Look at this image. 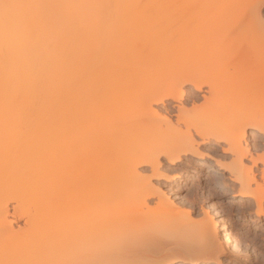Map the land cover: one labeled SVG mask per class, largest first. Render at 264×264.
Listing matches in <instances>:
<instances>
[{"label":"bare ground","instance_id":"bare-ground-1","mask_svg":"<svg viewBox=\"0 0 264 264\" xmlns=\"http://www.w3.org/2000/svg\"><path fill=\"white\" fill-rule=\"evenodd\" d=\"M244 2L248 13L246 8V13L238 10L241 0H0V138L4 144L0 154V264H223L237 258L247 260L242 242L226 232L215 211L203 209V217L194 219L190 210H168L167 196L149 179H169L159 170L161 157L173 165L184 155L198 156L194 135L202 142L223 141L228 144L223 151L231 155L225 166L238 183L229 202L252 198L255 217L264 218V149L256 141L264 138V48L256 33L240 40L245 28L236 26L243 13L245 19L251 14L261 20L264 0ZM232 6L234 11L227 16ZM167 7L175 8L171 22L159 11ZM182 7L207 11L191 27L186 13L179 10ZM98 13L97 22L106 17L112 21V17L127 20L122 21L126 25L145 22L155 13L154 25L163 23L169 28L181 19L176 29L186 24L190 32L187 30L189 37L183 46L176 43L171 54L165 53L167 39L153 60L147 61L154 54L144 45L132 56L138 63L125 64L121 72L110 69L108 73H120L122 84L123 78L134 76L124 88L118 87L122 85L119 81L111 88L85 94L83 103L89 109L84 116L82 66L84 49H89L84 48L83 33L76 25ZM34 17L37 21L29 26L27 21ZM207 21L229 25L201 39L200 33L211 25ZM124 33L117 35L130 47L136 35ZM156 34L145 32L141 38L145 43L151 38L157 43L163 37ZM91 36L88 42L92 46L98 38ZM253 37L257 45L252 46L254 40L248 39ZM106 38L110 40L104 36L102 43L108 42ZM232 42L236 44L232 53L225 51ZM114 47L112 52L118 55L122 48ZM93 51L87 53L95 54ZM96 77L94 87L105 76ZM185 97L191 103L189 108L181 102ZM114 100L122 107L114 121L120 132L111 134L110 157L94 162L89 147L99 121L93 119L90 107ZM168 105L177 108L176 114H171ZM248 128L255 131L252 146L245 143ZM87 148L90 153L76 155ZM61 155L73 167L70 177L58 180L55 175ZM245 158L250 166L242 162ZM144 167L151 175L137 182ZM150 196L156 202L148 206ZM10 199L16 203L11 213L24 218L27 230L12 227ZM137 209L150 216L168 215L174 228L182 223L184 227L179 230L178 225L175 231L187 253L157 259L142 250L151 241L130 234L132 220L127 215ZM260 262L264 264V254Z\"/></svg>","mask_w":264,"mask_h":264},{"label":"rangeland","instance_id":"rangeland-1","mask_svg":"<svg viewBox=\"0 0 264 264\" xmlns=\"http://www.w3.org/2000/svg\"><path fill=\"white\" fill-rule=\"evenodd\" d=\"M241 1H243V3L242 4L239 3V5L241 4V6L237 5L238 10L240 9V12L243 11L246 13V11H245V8H246L245 4L246 3L244 2V0H241ZM261 4H262V6L260 7V18L262 21L260 19L257 20V18H255V16H252L251 14H248V16L246 15L248 18L245 19L244 18L245 13H243V15L242 14H241V16L239 15V18L240 19L243 18V19L238 20V21H241V23H239V22L236 23L237 24L236 26H237V29L238 28L239 29L245 28L242 31L243 33L240 36V40L242 39V41H243L244 38L252 37L256 33L257 34V35H255L256 39L257 40L259 39L258 44H261L262 49H263L264 48V38H262V36H261L260 29H261V24L264 23V3H261ZM237 6H235V7H237ZM174 9L175 8L167 7L166 9H164V10L162 9L159 11H164L163 12V13H165L164 17L167 19H170L172 17L171 12L174 11ZM181 9H182V12H184V14L186 13V15L188 17L186 19V22L187 21L189 22V20H190V23L188 25H190L191 27H194V22L196 23L197 19H199V18H197V17H199L198 15H202V14H204L205 11H207L206 9L199 11L198 8L188 9V8L182 7L179 10H181ZM246 9H247V13H248V8H246ZM86 10H88V9H84V11H86ZM185 10H186V12H185ZM95 11H100V9L99 10L96 9ZM159 11L157 13L156 12L155 13L158 14V17H159V15H160V17H162L163 14L161 16V14H159L161 12H159ZM233 11H234V6H232L228 9L227 16L230 15ZM93 12H94V10H93ZM200 12H202V13H200ZM155 13H151V16L149 15L150 17L148 20H146L148 18L147 17L145 19L146 21L144 20L145 22H142L140 24L137 23V25L134 23L132 25L131 22H129L126 25L125 23L128 22L127 20H124V21L123 20H116L115 18H112V17H111V19H114L112 21H108V20H110V17H106L102 20L99 19V21L97 22V21H95V20H97V19H95V17L100 16V13H98V15L97 14L96 15L90 14V15H88V17H91V18H86L89 20L86 21V19H85L83 22L76 25V28L80 29L83 33V42L85 45L84 48L86 47L87 49H89L88 51L86 50V52L84 49V55H85L84 58L86 60H84L85 64H83V66H82V70H84V72H85V76H83V80L86 81V82L84 81L85 85L83 84V88H82V91L84 92L82 94V104H83V108H84V116L87 114L86 111L89 109V106H87V104L83 103V100L85 99V94H87L89 92H96V91L101 90L103 88H111L113 85L118 84L119 81L121 83L122 79L119 80V77H120L119 74L120 73L117 74L118 73L117 72L115 74H113V73L111 74V72L110 73H108V72L110 71V69H116V68H117V70H119V72L123 71V69H125L124 67H126L128 64L133 63L134 60H132V56L134 57V53H136L137 51H140L141 47H143L144 45H147V46H149L150 49L153 50L152 55L153 54L154 55H153V58L149 57L150 59L147 60L149 62L155 58V55H156L155 51L157 52V54H158V52L161 53V49L163 50V48H161V47H163V45L167 44V39H168V45L164 46L165 48H167L166 51L164 50L165 53L168 52V54H171L172 52H174L176 50V47H175L176 43L180 47L183 46L182 44H183L184 40L187 37H189V33L187 32V30L190 32L188 27H184V26H186V24L183 25V28L180 27L179 30H177L178 28H177V26H175L178 21L177 22L175 21L176 23L173 22L175 25L171 24V26H169V28H168V26H166L167 24L164 25L163 23H158L159 25L158 24L154 25V24H156V19H154V18H157L156 17L157 15L156 16L154 15ZM92 16H94V18ZM242 16H244V17H242ZM165 18H164V20H166ZM172 19H170V22L175 20V19H173V20ZM180 20H179V22H180ZM32 21L36 22L37 18H35V17L30 18L27 21L29 23V26H30V23ZM122 21L123 22L126 21V22L123 23ZM181 22H182V20H181ZM191 22H193V24H191ZM204 22H205V20H204ZM207 22L205 24L209 25L210 22H208V23ZM172 25L175 27L173 28ZM227 25H229V24L226 23V24H223L220 26L211 24L209 27H206L203 32L200 33L201 36L199 35V38L205 39L206 37H208V35L215 33L216 31H220L224 28H228ZM90 27H92L93 29L95 28V31ZM166 28H168V29L171 28V31L166 29ZM190 29H192V28H190ZM256 29H257V32H255ZM175 30H177V31H175ZM168 31H170V32H168ZM107 32L109 35L107 34ZM124 32H126V33L127 32H129V33L134 32L133 35H136L134 38L135 41L131 44L130 47L127 46V42H125L126 40L124 38L119 39V37L117 35V34L120 35L122 33V36H123V34H125ZM145 32H149V35L152 34V36L153 35L155 36V34L157 33L156 35L159 37V39L162 37L163 38H162V40L160 39V41H158L157 43H154V41L151 38L148 41L149 43L146 42L147 43L146 44L143 41V39L141 38L142 34H144ZM92 34H93V36L98 38V40L96 42L97 44L93 43L95 46L94 45L91 46V43L88 42V41H90ZM162 34H164L165 37ZM115 35L117 36L116 38H118L116 40L114 38ZM104 36H107V37L109 36V39H110V40H108V38H106V40H108V42L107 41L104 42V43H106V45L104 43H102L103 41H101L102 38H104ZM251 39H253L254 42H252L253 40L250 41ZM248 40L253 43V44L251 43L252 46L257 45L255 43L257 41V40L255 41V37L249 38ZM248 40H247V43L250 44V42ZM116 41H117V43H116ZM160 42H162V43L160 44ZM236 42H238V41H236ZM134 43H136V44H134ZM173 43H174V46H173ZM233 43L234 42L229 43V45L227 46V49H225V51H230L232 53V51L234 49L232 50L231 48H232V46L236 45L235 43L234 44ZM86 44H88V46ZM103 44L105 46H103ZM154 44H156V45L154 46ZM100 45H101V47H100ZM114 46H117V47L120 46L122 48V51L120 52L122 54L119 53L120 56H119V54L116 55L117 53H115V51L112 52L113 51L112 49H115ZM125 46H127V47H125ZM90 47L92 49L95 47L93 49L95 51H93L92 49L90 50ZM158 48H160V49H158ZM259 48H261V46H259ZM259 50H261V49H259ZM90 51H93V53L95 52V54L89 55ZM164 51H162V52H164ZM230 52H226V53L231 54ZM92 55H94L96 58L93 57ZM90 58H92V60ZM135 63H138V61H136V62L134 61V64ZM125 64H126V66H125ZM97 67L99 68L98 70H97ZM84 72L82 71V74ZM92 72H96V73L93 74ZM106 72L108 74H106ZM92 74L95 75V77L90 79V77L93 76ZM97 75H99V76L103 75L105 77H103L104 80H102L100 84L96 85L97 87L96 86L94 87L93 82H94L95 78L97 79V77H96ZM131 76H134V75L127 76L128 77L127 79H125L126 77L123 78L124 84H122L123 83L122 82L121 83L122 85L118 84V87L121 86V88H124V86L127 85L125 83H127V81L129 83V78ZM84 77H85V79H84ZM88 80H89V82H87ZM263 85L264 84H262V86ZM233 87H236V86L234 85ZM185 88L190 89V86H186ZM236 89H238V88L236 87ZM231 90H234V88H232ZM197 93H199V92H197ZM239 93H240V90H239L238 94ZM186 97L183 99L184 101L181 100V102L183 105H185V106H187V108H189V107H191V103L188 99H186ZM263 98L264 97H262V99ZM262 99H261V102L263 103L264 101H262ZM197 104H199V103H197ZM168 107L171 109V114H174V113L176 114L177 108L175 106L170 107L168 105ZM90 109L92 111L93 119L99 121L98 122L99 124H97L96 127H94L95 134H94V137L92 140V144L89 147L90 151H91L92 160H94V162H97L107 155L110 157L111 153L110 152L107 153V150H108L107 148H110L111 134H113V132L115 130L120 132V127L116 126L114 124L115 123L114 121L117 119L118 113L121 111L122 107L116 102V100H114L110 103H104V104L99 105V106L94 105L93 107H90ZM171 118H172V120L175 119V115H171ZM103 119H106V120H103ZM173 121H175V120H173ZM102 122L111 123L110 127H106L105 123L103 124ZM103 125H104V127H103ZM106 125L109 126L108 123H106ZM73 128H74L73 124H70L69 131L72 132ZM117 131H115L114 134H117L118 133ZM97 133L99 136L97 135ZM193 133H194V131H193ZM254 134H255L254 129H252V128L247 129V133L245 136V143L248 144L249 146H252L254 144V140L256 139L253 136ZM96 135H97V137H96ZM194 137H195L196 143H197L196 149L199 152L198 156L184 155V156H182L180 161H178L177 163H174L173 165H169L168 162L166 161V159L164 157H161V166H160L159 170L162 171V173L165 172V174L168 175L167 177L169 179L163 180V179H154V178L150 177L149 179H150L152 185L156 186L158 184L159 187L161 188V190L164 192L165 196H167L168 203H165V205L169 204V206L167 205L170 208V209L168 208V210L174 211L178 208L190 210L192 212V217H194V219L195 218L201 219L203 217V213H202L203 209L215 211V213H217V215H219V218L222 220V224H224V226L226 228V232L229 233L230 236H232V237L237 236L238 238L237 237L236 238L238 240L240 239L239 241L242 242L241 245L245 249V250L244 249L243 250H244L246 257H247V260L237 258V261L235 260V261L230 262L228 260L229 262L225 261V262H223V264L224 263H227V264H260L261 263L260 261L262 259V254H264V218L257 219L255 217L254 212H253L254 211L253 209H255V202L252 198H249L246 201H243L242 203L229 202V199H231L232 194L235 193V191L238 187V183L232 180V174H230V172L227 171V167L225 166L227 164V162H229V159L231 157V155L228 151H223L224 149L226 150L228 148V144L223 142V141L215 142L212 140L207 141V142H202V140L197 135H194ZM160 138H162L161 135H160ZM163 139H164V137H163ZM257 140H259V141H257ZM256 141L260 143L261 150H263L264 149L263 148L264 138H258V139H256ZM3 146H4V144L2 142V139L0 138V154H1V150L3 149ZM261 150H258V151L262 152ZM258 151H257V153H259ZM2 152H3V150H2ZM86 152H88V148L84 151H80L79 153L76 152L77 153L76 155H78V154L80 155V153L85 154ZM252 152H253V155H255V152L254 151H252ZM3 153H2V155H4ZM88 153H90V152H88ZM66 159L67 158L64 159V156L61 155L59 162H57L58 163L57 164L58 169H57L55 176H56V179H58V180H61L63 177H70L71 176V169L73 167V162L67 161L69 159H67V160ZM242 162L244 164H247L248 166H250V162L246 158L243 159ZM91 164H92V161H91ZM258 166H261V164H259ZM144 168L143 169L146 172L143 171V169L139 171L141 178L140 177L138 178L136 176L138 178L137 182H140V179H141V181H143V180L146 181L147 177L151 175V173H150L151 171L149 170V168H147V167H144ZM253 170H254L253 172L255 174L259 173L257 171V168H254ZM136 177H135V179H136ZM132 182L135 183L134 181H132ZM155 198H156L155 196L147 197L146 201H147L148 206L155 204V202H156ZM166 201H167V199H166ZM15 204H16L15 201L13 199H10V201L8 203V210L10 211V214H8V218L15 220L14 222L11 220L12 221V227L16 230L19 228V230H20L21 227L24 228V226L27 227V225H25V220L23 217H16V215L14 216L11 213V212H13L12 210H13V206H15ZM170 205H172V206H170ZM160 207H162V208L164 207V211H165V206H160ZM160 207H159V210L161 209ZM139 210L140 209L133 210V211H131V213L129 212L127 215L130 216L129 218L132 220V225L129 226V229L136 231V233L135 232L133 233V231H132L133 234L132 233H130V234L132 236H136V235L141 236L142 235L141 237L146 238L149 242L151 241L149 243L150 246L147 248L150 250L146 249L147 246L142 247V250L144 248L147 251L149 256L155 257V258L157 257V259H162L165 256L185 255L187 253V251L184 249L183 244L180 241V235L178 234V232L176 233V231H175V229L177 228L179 223H178V225L176 224V227L174 228V225H170L169 219L166 217L168 215L162 214V215H164V217H163L162 215L161 216L157 215L158 214L157 213L156 215L154 214V215L150 216L147 213H143V212L141 213V210L140 211ZM165 212L168 213V211H165ZM135 223L137 224V226L135 225ZM180 226L184 227V225L181 223L178 226V229L180 228ZM26 227L24 229L27 230ZM21 230H22V228H21ZM179 230H181V229H179ZM154 241H155V244H154ZM229 244H231V243H229ZM87 251L88 250H86V252ZM154 251L156 252L155 254H154Z\"/></svg>","mask_w":264,"mask_h":264},{"label":"snow or ice","instance_id":"snow-or-ice-1","mask_svg":"<svg viewBox=\"0 0 264 264\" xmlns=\"http://www.w3.org/2000/svg\"><path fill=\"white\" fill-rule=\"evenodd\" d=\"M260 31H261L262 38H264V24L261 25Z\"/></svg>","mask_w":264,"mask_h":264}]
</instances>
